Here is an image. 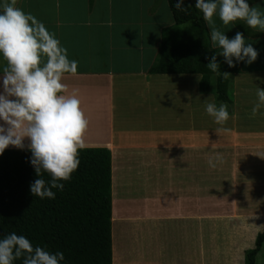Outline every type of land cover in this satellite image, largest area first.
I'll return each mask as SVG.
<instances>
[{
  "label": "crops",
  "instance_id": "0c3cea01",
  "mask_svg": "<svg viewBox=\"0 0 264 264\" xmlns=\"http://www.w3.org/2000/svg\"><path fill=\"white\" fill-rule=\"evenodd\" d=\"M156 2L16 0L15 6L42 22L69 60L77 61L76 73L62 77V94L78 90L88 120L85 147L110 150L111 218L121 219L119 225L128 229L119 234L124 250L131 251L132 236L138 245L126 264H146V254L153 264H160L156 258L161 256L166 264H243V251L264 228V108L257 116L251 112L257 85L264 88V69L239 63L241 71L251 72L232 74L237 104L228 110L226 122L216 124L204 110L206 103L216 104L215 98L198 90L199 74L147 73L151 64H145L144 52L153 45L145 41L144 31H161V20L169 17L160 9L167 0ZM249 6L264 12L263 4ZM114 22L135 30L136 53L144 58L139 67L111 69ZM251 29L258 34L245 36L247 43L264 57V32ZM83 44H91L88 52ZM5 66L2 59L0 71ZM240 118L250 128L240 129ZM217 156L221 162L209 167L208 159ZM208 224L212 229H203ZM231 224L226 244L219 238ZM113 231L112 222L115 264ZM260 253L264 260V241L254 264Z\"/></svg>",
  "mask_w": 264,
  "mask_h": 264
},
{
  "label": "clouds",
  "instance_id": "9594fccd",
  "mask_svg": "<svg viewBox=\"0 0 264 264\" xmlns=\"http://www.w3.org/2000/svg\"><path fill=\"white\" fill-rule=\"evenodd\" d=\"M15 5L16 0H0V58L6 61L0 71V154L9 146L30 151L29 162L37 177L30 184L31 194L55 199L52 189L63 190L62 181L71 179L80 163L79 150L85 147L88 120L80 108L78 90L62 94L66 91L62 77L76 73L77 61L69 60L66 49L42 22ZM172 7L188 14L185 0H174ZM194 7L210 28L213 48L219 49L206 57L211 72L228 74L220 71L217 56L230 68L257 59L258 51L252 43H246L242 33L229 38L212 27L213 16H218L224 25L243 20L248 27L264 32V12L250 7L248 0H195ZM256 96L254 116L264 108V88L257 85ZM204 110L218 125L229 119L224 103L218 107L206 103ZM207 162L215 168L221 161L217 156ZM42 173L50 179L45 181ZM21 258L23 264H62L64 254L34 247L29 239L15 232L0 236V264H14Z\"/></svg>",
  "mask_w": 264,
  "mask_h": 264
},
{
  "label": "trees",
  "instance_id": "16d2710c",
  "mask_svg": "<svg viewBox=\"0 0 264 264\" xmlns=\"http://www.w3.org/2000/svg\"><path fill=\"white\" fill-rule=\"evenodd\" d=\"M173 2L167 0L172 25L161 29L159 57L147 73L200 74L199 91L212 90L215 101L228 102L229 74L240 72L242 68L239 64L230 68L217 56L220 71L228 74L211 72L206 66V57L219 49L211 47L202 13L194 7V0H185L188 14L174 9ZM181 24L188 26L179 30ZM235 26L246 37L258 34L245 23L237 21ZM30 155L27 149L16 148L5 149L0 154V236L15 232L29 239L34 247L62 252V264H112L113 222L115 264H122L125 243L119 236L121 219L111 218L110 150L106 147L79 150L80 163L71 179L62 181L63 190L52 189L55 199H40L31 194L30 184L37 177L29 162ZM41 178L50 179L46 173H42ZM263 241L264 228L256 234L254 247L244 252L243 264H254ZM131 257L134 259L135 255ZM263 261L262 254H258L257 264ZM14 264H23V258Z\"/></svg>",
  "mask_w": 264,
  "mask_h": 264
},
{
  "label": "rangeland",
  "instance_id": "374dc122",
  "mask_svg": "<svg viewBox=\"0 0 264 264\" xmlns=\"http://www.w3.org/2000/svg\"><path fill=\"white\" fill-rule=\"evenodd\" d=\"M159 1L160 0H157L156 4H158ZM194 2H195V0H194ZM254 2H256L258 4H263L264 5V0H248V3L249 4L251 3L253 5ZM161 5H162V7L160 9H162V11H164L169 16L167 20L162 19L161 22H160V24H159V26L161 28H164V27L170 26V23L172 22V19H171V14H170V12L168 10V7H167V3L166 4H161ZM257 6H259V5H257ZM237 21L238 22L245 23L243 20H237ZM237 21H235V22H237ZM235 22L234 23H229L228 25H224L222 23V21L218 18V16H213V24H212V27H215L219 31L224 32L225 35L228 36L229 38H232L238 32V30H237V28L235 26ZM114 24H115V26L111 30L112 31V38L111 39L113 41V50H112V52H113V60L111 62V69L113 71H119V70H123V69H132V68L139 67L143 63L144 58L142 56H140V54L136 53V51H137L136 47H138V46H136V42H138V39L135 36V30L129 29L128 26H126V29L125 28H122V27H120L121 25H120L119 22H114ZM122 26H124V25H122ZM187 26H188V24H181V25L178 26V29L179 30H183ZM206 27L208 28L209 33H210V28L207 25H206ZM91 30L92 29L87 30V33H91ZM159 32H160V29H157V28L156 29H152V30H148V31H146V30L144 31L145 41H148L149 44L152 43V45H153L151 52H149V53H148V51L147 52H144V54L146 56L145 64L147 65V67L150 64L153 65L154 61H156L157 58L159 57V55H158V53H159V42H160ZM245 40H246V43H247V40L248 39L246 37H245ZM89 42H91V40H89ZM81 46H84L85 47V48H83V51L88 52L89 50L87 48H90L91 47V44H83ZM211 47H213L212 41H211ZM150 57L152 58L151 62H150V59H149ZM0 63H2V59L1 58H0ZM2 65H4V64H2ZM100 65L101 66L102 65L104 66L103 63L100 64ZM245 65L248 66V67H251V66L255 65V66H257L258 69L259 68H261V69L263 68L264 69V57L261 56V55H259L257 57V59L253 63H251V64H245ZM149 67H148V69H149ZM241 72L242 73L243 72L244 73H249L251 71H249V72L241 71ZM232 77H233V75L232 74H229V77H228V80H227V82H228V92H227V94H228V96H230L229 101L228 102L227 101H218V102L216 101L217 107L219 106L220 103H224V104L227 105V110H229V111H230L231 108L233 109L235 107V104H237V102H236L237 95L235 94L233 96V91H232V90L236 89V88H234V84L232 85ZM231 92H232V94H231ZM208 93L210 94V96L214 97V94H213L212 90L210 92H208ZM254 94H255V92H253V91L252 92L250 91V93H249V95L252 96V97H253ZM252 97H249V99H248V102L249 103L252 102V100H253ZM230 102H232V103H230ZM254 105L255 104L252 103V108H253ZM240 110H241V106L238 107V111H240ZM251 112H252V109H251ZM239 122H240V125H239V128L240 129H247L248 127L250 128V126L247 124V122H243L241 118H240V121ZM216 127H217V125L212 122L211 123V130L212 129L214 130ZM25 143H27V140H25ZM9 148L12 149L14 147L9 146L6 149H9ZM233 223H235V221ZM206 226H208V227L206 228ZM222 227H223V225H222ZM228 227H229V225L226 227L227 230L225 229V231L228 232V233H226L227 235L225 236L223 234V237H220L219 238L220 240L223 238L224 239V242L226 244L231 240V236H230L231 234L230 233H231V230H232L233 226L231 224V226L229 228ZM208 228H211L212 229L211 224L203 225V229H207L208 230ZM213 228H215V227H213ZM124 229L125 230H128L124 226L121 227V230H124ZM262 230H260V231H262ZM213 231H214V229H213ZM241 236L242 235H238V238L240 239ZM234 240H235V237H234ZM254 241H255V238H254ZM128 243L132 246L131 247V251L129 252V254H128L127 251L123 252V254L121 256L123 258L122 264L131 263V261H132L131 260V256L132 255H136L135 249H138L137 242H136V240L134 239L133 236L130 237V239L128 240ZM253 247H254V244H252V246L248 247L247 249H245L243 251V259H244V252L246 250H248V249L253 248ZM152 255H153V253H150V258H152ZM147 258H148V256L146 254V256H145V259H146L145 262H146V264H153V261L148 262L147 261ZM163 258H165V257L164 256H161L159 258H156V259H158L157 262L160 263V264L161 263H165L166 264L167 259H163ZM132 264H139V261L133 262Z\"/></svg>",
  "mask_w": 264,
  "mask_h": 264
}]
</instances>
